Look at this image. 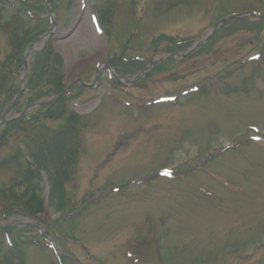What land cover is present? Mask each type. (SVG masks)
<instances>
[{"label": "rangeland", "instance_id": "rangeland-1", "mask_svg": "<svg viewBox=\"0 0 264 264\" xmlns=\"http://www.w3.org/2000/svg\"><path fill=\"white\" fill-rule=\"evenodd\" d=\"M247 13L264 16V0H0V69L16 55L10 31L36 37L12 102L20 89L33 116L60 95L32 81L34 53L50 45L72 87L41 124L53 136L78 128L68 205L47 200L35 215L14 207L23 189L13 202L1 192L27 169L29 137L0 128V162H14L0 169V231L12 232L0 264H264V20L234 19L207 39Z\"/></svg>", "mask_w": 264, "mask_h": 264}, {"label": "trees", "instance_id": "trees-1", "mask_svg": "<svg viewBox=\"0 0 264 264\" xmlns=\"http://www.w3.org/2000/svg\"><path fill=\"white\" fill-rule=\"evenodd\" d=\"M38 37V36H37ZM20 36L17 32L10 31V39L12 40V46L16 55H13L9 60L1 65L0 69V94L5 90L7 97L1 100L0 96V121L7 114L11 106L13 105L12 99L16 93V87H14L10 82L11 79L16 77L22 69V53L24 54V49L30 41L36 39L19 42ZM34 65L32 67L34 79L32 81L39 80L41 83L49 84L45 89H49L50 93L62 94L65 92L63 84V67L64 62L59 54L50 46L46 45L41 51L34 53L33 57ZM116 67V64H114ZM138 72H132L130 74L136 75ZM40 85V84H39ZM71 91L67 95L70 94ZM62 100L39 107L37 114L28 116L27 114L22 115L19 110V104L13 105V111H17L19 117L17 119L10 121L7 125L1 129L2 133H10L14 130H20L25 132L29 139L26 143L22 144L23 153L27 151L25 155V162L27 164V169L19 178V182L14 186L9 187L5 190H0L2 193L10 194V201L16 200V195L14 192L20 191V188L24 190L22 206L14 205L15 208L20 209V211H25L27 214L35 215L36 212L41 211L43 207L48 203L50 206L55 207L58 211L64 210L68 201L66 194L64 192V183L68 178H70V172L72 164L75 161L76 152L73 148V142L70 141L74 135L75 126H66L61 128L54 136L49 134V130L46 129L42 124V118L44 116L50 115L54 107H56ZM70 121L75 118L74 115L70 117ZM42 123V124H41ZM43 128H39V126ZM74 127V128H73ZM38 129V131H45L46 136L38 135L36 140H33L31 136ZM74 130V131H73ZM78 132V128H76ZM13 158V157H10ZM8 158V159H10ZM14 164L11 160H5L0 162V169L10 167ZM65 176V179L63 178ZM44 177L51 183L50 187L46 191ZM48 193V194H47ZM48 195V198L46 196ZM17 201V200H16ZM58 204V205H57ZM57 205V206H56ZM2 209H6L5 213L7 215L13 214L12 208L7 209V202L2 204ZM9 229H1L0 236L5 235L10 232ZM8 236V235H7ZM10 241L11 248L18 247V245ZM17 251L19 249L17 248ZM18 253V252H17Z\"/></svg>", "mask_w": 264, "mask_h": 264}, {"label": "water", "instance_id": "water-1", "mask_svg": "<svg viewBox=\"0 0 264 264\" xmlns=\"http://www.w3.org/2000/svg\"><path fill=\"white\" fill-rule=\"evenodd\" d=\"M49 3L51 4V0H49ZM242 17H251V18H255V19H259V20H264V16H257V15H255V14H252V13H247V14H242V15H234V16H230V17H227V18H225V19H223V20H221L212 30H211V32L209 33V35L207 36V39L212 35V34H214L217 30H219L224 24H226L228 21H231V20H234V19H238V18H242ZM52 34V32H50L48 35H46V36H44L42 39L44 40V43L46 42V40H47V38L50 36ZM202 45V44H201ZM44 46V44L42 45V47ZM200 47V44H197L195 47H193L192 49H190L189 51H188V53L187 54H185V55H179V54H174V55H171L168 59H172V58H176V57H181V58H184L185 56H187V55H191L192 53H194L195 52V50H197L198 48ZM41 49V48H40ZM36 49H31V50H29V51H27L26 52V55H25V57H24V60H25V62H26V59L28 58V56L30 55V53L32 52V51H35ZM108 69H112L111 67H108ZM26 72H27V65H26V67H25V70H24V77H23V79H22V83L24 82V80H25V75H26ZM142 75V74H141ZM116 76V78L119 80V78L117 77V75H115ZM140 77V76H139ZM122 84H124L122 81H120ZM81 84L82 86H85V87H88L89 85L88 84H86V83H84L83 81H81V80H77V81H75L72 85H74V84ZM71 87L72 86H69L67 89H66V91L64 92V93H62V94H60L59 96H57L55 99H53V100H50V101H48V102H43V103H38V104H34L33 106H31L30 108H33V107H39V106H41V105H45V104H51V103H55V102H57V101H59L61 98H63L68 92H69V90L71 89ZM20 93H21V90L19 89L18 91H17V94H16V97H15V99H14V103H13V105H15L16 104V101H17V99H18V96L20 95ZM13 107V106H12ZM12 107L10 108V110L8 111V113L6 114V116L4 117V119L3 120H1L0 121V128L1 127H3V126H5L6 125V123L7 122H9V121H11L12 119H9V115H10V112L12 111ZM23 114H25V112H23ZM22 114V115H23ZM1 228V227H0Z\"/></svg>", "mask_w": 264, "mask_h": 264}, {"label": "snow or ice", "instance_id": "snow-or-ice-1", "mask_svg": "<svg viewBox=\"0 0 264 264\" xmlns=\"http://www.w3.org/2000/svg\"><path fill=\"white\" fill-rule=\"evenodd\" d=\"M167 174V173H166Z\"/></svg>", "mask_w": 264, "mask_h": 264}]
</instances>
